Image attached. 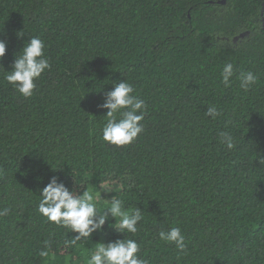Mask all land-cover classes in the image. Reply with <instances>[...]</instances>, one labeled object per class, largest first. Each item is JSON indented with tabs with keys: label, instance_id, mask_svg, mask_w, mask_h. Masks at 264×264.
I'll list each match as a JSON object with an SVG mask.
<instances>
[{
	"label": "trees",
	"instance_id": "1",
	"mask_svg": "<svg viewBox=\"0 0 264 264\" xmlns=\"http://www.w3.org/2000/svg\"><path fill=\"white\" fill-rule=\"evenodd\" d=\"M31 36L51 68L25 98L4 75ZM0 39V264H87L97 243L126 235L149 264H264V0H0ZM249 70L258 79L244 90ZM122 80L146 114L138 138L115 146L98 105ZM53 175L81 192L118 180L102 198L141 208L138 231L117 233L110 218L66 245L75 233L38 211ZM172 227L183 253L159 238Z\"/></svg>",
	"mask_w": 264,
	"mask_h": 264
},
{
	"label": "clouds",
	"instance_id": "2",
	"mask_svg": "<svg viewBox=\"0 0 264 264\" xmlns=\"http://www.w3.org/2000/svg\"><path fill=\"white\" fill-rule=\"evenodd\" d=\"M45 47V42L40 37L31 36L18 52L19 55L15 54L11 70L4 75V80L25 98L34 94L36 81L51 68L49 58L45 55ZM6 51L7 43L0 39V58L5 56ZM234 75L233 64H226L221 72L223 84L230 86ZM238 79L240 88L248 90L258 77L249 70L240 71ZM113 83L114 88L105 94L103 102L98 105L108 109L102 139L115 146H125L137 139L144 130L141 121L146 114V103L134 94L135 90L127 80ZM206 115L216 119L220 113L216 107L208 106ZM220 135L228 149L235 146L230 134L222 132ZM122 190L123 185L114 179L101 180L98 191L91 187L83 188L82 192L75 188L70 190L59 176L53 175L40 191L38 211L48 221L70 228L75 233L74 239L65 241L66 245H74L77 241L91 238L97 231L102 232L110 218H114L115 222L109 226L117 233L135 234L138 231L137 225L143 218L141 208L126 210L124 202L116 195L110 200L102 198V193H117ZM101 198L105 205L102 209L98 207ZM7 214V208L0 210V216ZM158 235L161 241L174 244L178 252L183 253L187 248L185 236L179 227L161 229ZM126 236L97 243L87 264H149V261L138 256L137 241ZM39 254L42 257L49 255L46 249H41Z\"/></svg>",
	"mask_w": 264,
	"mask_h": 264
},
{
	"label": "water",
	"instance_id": "3",
	"mask_svg": "<svg viewBox=\"0 0 264 264\" xmlns=\"http://www.w3.org/2000/svg\"><path fill=\"white\" fill-rule=\"evenodd\" d=\"M227 0H219L220 3H226Z\"/></svg>",
	"mask_w": 264,
	"mask_h": 264
}]
</instances>
